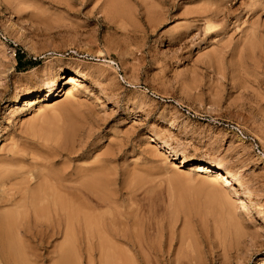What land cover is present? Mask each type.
<instances>
[{"label":"rangeland","instance_id":"obj_1","mask_svg":"<svg viewBox=\"0 0 264 264\" xmlns=\"http://www.w3.org/2000/svg\"><path fill=\"white\" fill-rule=\"evenodd\" d=\"M17 1L0 0V171L17 173L0 197L44 171L30 154L5 164L9 149L57 153L66 173L100 161L120 203L97 212L128 214L130 240L105 258L77 241L66 264H264V0H119L123 13L109 0ZM19 51L35 65L18 70ZM64 237L28 263L60 264Z\"/></svg>","mask_w":264,"mask_h":264},{"label":"bare ground","instance_id":"obj_2","mask_svg":"<svg viewBox=\"0 0 264 264\" xmlns=\"http://www.w3.org/2000/svg\"><path fill=\"white\" fill-rule=\"evenodd\" d=\"M104 1H107V0H104ZM118 1L119 0H109L107 5L108 4L110 5V3H111V5H112L111 7H113V9L117 7L118 9L117 8L116 9L119 12H122V11L124 12L125 11V10H123L124 9L123 7H125V6H123L124 4L121 2V5L123 6L121 9V5L120 4L118 5ZM125 1H127V0H123L124 3H125ZM141 1L143 2L145 0H141ZM146 1H148V0H146ZM169 1L175 2V0H169ZM98 2H99V0H98ZM151 2H152V0H151ZM104 4L105 3H103V5ZM113 4H116L118 6H116V5L113 6ZM151 4L149 6H152ZM140 5H143V3ZM19 6H21V5H19ZM104 7H105V5H104ZM119 8L121 10H119ZM101 9H102V7H101ZM111 11H112L111 14H113L114 13L113 10H111ZM119 12H117V14H120ZM149 12L151 13V11H148V13ZM217 13H218L217 11L213 12V14H217ZM125 15H126V13H125ZM122 16H124V15L122 14ZM113 17H115V16H113ZM68 82L70 83L71 87L68 89V91L66 90L67 92L65 94L67 96H73L74 91L80 82V77L79 76H73V75L69 76ZM49 91L52 92L53 91L52 88ZM27 104L29 105L32 103L28 101ZM58 146H60V145H58ZM63 146H64V148H62V150L60 148V152L62 151V153L65 150L67 152H69V154H73V151L77 152L76 150H73L72 148L69 149V147L67 148L65 145H63ZM160 147H159V145H157V148L161 149ZM57 150L59 152V149H57ZM28 151L30 153H27L24 150V148H23V150L22 149L18 150V148H17V150L9 149L6 157L4 158V160L2 159V161H4L5 164H7L9 166H16V165L18 166V165L24 164L28 160L27 156L30 154V155H32L31 160L35 161V162H33L34 167H39V168L41 167V169H39V171L40 170L46 171L47 169H49V170H47L46 172L41 171V173L39 175H37L39 172L35 173L36 175L34 176V179H31V178H27L28 176L24 177L25 174L21 173L24 171H22L20 169L21 170V172H20L21 177H24V178H22V180L19 183L21 188L18 191H14V193H10L5 197H0V207H1V211H0L1 212L0 213V264H29L28 258L30 256H31V258L32 257L38 258L39 257V251H42L43 249H45V246L47 244H50L52 242V240L55 238V236L57 237L61 233L63 235L65 234L66 242L65 243L63 242V245L61 243L60 246L61 245L62 246L59 247L60 249H58L59 253L57 256L60 255L59 256L60 260H58L61 262L60 264H62V261H64L65 258L67 259V257H68L67 254H68L69 250L71 251L72 246L73 245L75 246V242H77V241H81V242L83 241L85 243V245L87 244L86 245L88 247V249L86 247V249L88 251L87 254H89L90 256H92L91 255L92 252L95 251V249L97 248L98 249L97 251H99L101 253V255L104 256V258H105V257L109 256V253L110 254L112 253L111 255H113V252H110V249L112 251V247H113L112 246L113 244L111 245L112 246L111 247L110 243H109V242H111V240H113V241L120 240V241H124V242L126 240H130V239H128V238H130L129 237L130 232H128L130 229H128L129 226L127 223L128 219L126 220V218H127L126 215L128 216V214L124 215L123 212L117 213V211L114 213L112 212V211H114L112 208L113 205L118 204L120 202L118 200H115V198L112 197L113 194L110 195V193L106 192L108 189V186H109L107 184V182L109 180L108 181L105 180V178H106L105 177V171H106V173L109 171V170H107L106 165L100 164V161H99V163H98L99 165H97V166L95 165V166H89L86 168H82V167L77 168V169L75 168V170H76L75 173H71V172L66 173V171H65L66 169H64L63 167H62L63 169L60 168L61 171L58 169L54 170L52 168V166L54 165L53 163L55 161L57 153H53V152L48 153L47 152L46 158L43 161L41 160L42 162H37L36 157H34L33 154L35 152L37 153V152H41V151H39V150L35 151V149L31 150V148ZM58 155H59V153H58ZM90 163H92V162H90ZM187 163H189V161L186 160V158H182L183 166H185ZM62 164L64 165V163H62ZM66 164H67V162H66ZM26 165H25V167H26ZM58 165L61 166V164H58ZM77 165H79V164H77ZM0 167L3 168L2 166H0ZM25 167L22 169H25ZM30 167H32V166H30ZM191 167H192L191 170H194L198 173L206 174V175L212 174L210 176H212V178H213V182H214L215 187L220 186L219 182L231 184V179H230L229 174L223 173L222 171L215 169L209 165L193 164ZM45 168H46V170H45ZM5 169H7V168H5ZM17 169L19 170V168H17ZM31 169H33V168H31ZM69 170H70V167H69ZM16 174L17 173H14L12 171V169H10V170L7 169V170H4L3 172H2V170L0 171V192H1V194H3L6 191L4 189L7 185V181L10 179L11 175H16ZM18 178H20V177H18ZM108 179H110V178H108ZM112 179L113 178H111V180ZM33 180H34V182H33ZM17 181H19V179ZM112 181H111V183H112ZM203 185H205V184H203ZM206 185H208V183ZM111 189H110V192H112V190H113V189L112 190ZM227 195H228V193H227ZM3 196H4V194H3ZM234 201H236V200L234 199ZM3 206L4 207L5 206L11 207V209H9L6 212L7 209L4 211L5 208ZM117 206H116V208H117ZM2 207H3V210H2ZM101 207L104 209H107V210H112L111 211L112 213H102V212L98 213L97 211ZM97 208H99V209L97 210ZM118 209H119V206H118ZM3 211H4V213H2ZM103 212H104V210H103ZM136 214H137V211H136ZM130 216L132 217L131 214H130ZM137 217H138V215H137ZM137 225H139V223ZM130 226H131V224H130ZM144 236H146V235H144ZM80 239H82V240H80ZM113 241L111 243H113ZM131 243H132V241H131ZM76 245H78V244H76ZM54 246H55V244H54ZM57 246H59V244ZM133 246H134V244H133ZM72 252H73V250H72ZM120 252H121V250H120ZM126 252H127V250H126ZM80 254H81V252H80ZM74 255H76V253ZM101 255H100V257H101ZM118 255H119V253H118ZM31 258H30V260H31ZM113 258H114V256L112 257V259ZM115 258H116V255H115ZM133 258H134V256H133ZM70 261H72V259H70ZM109 261H110V258H109ZM74 262H75V260H74ZM106 262H108V261H106ZM65 264H66V262H65Z\"/></svg>","mask_w":264,"mask_h":264},{"label":"trees","instance_id":"obj_3","mask_svg":"<svg viewBox=\"0 0 264 264\" xmlns=\"http://www.w3.org/2000/svg\"><path fill=\"white\" fill-rule=\"evenodd\" d=\"M23 58L24 55L21 54V51L18 52L17 54V59H18V70L21 71H25L27 68L33 67L35 65V63L33 62V60H30V62H28V64L26 66L23 65Z\"/></svg>","mask_w":264,"mask_h":264}]
</instances>
